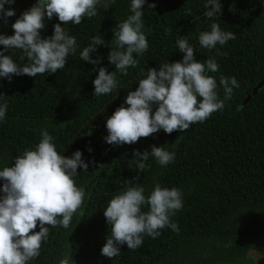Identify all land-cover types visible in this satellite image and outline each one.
<instances>
[{"label": "trees", "instance_id": "obj_1", "mask_svg": "<svg viewBox=\"0 0 264 264\" xmlns=\"http://www.w3.org/2000/svg\"><path fill=\"white\" fill-rule=\"evenodd\" d=\"M42 1L0 0V264H257L264 0Z\"/></svg>", "mask_w": 264, "mask_h": 264}, {"label": "rangeland", "instance_id": "obj_2", "mask_svg": "<svg viewBox=\"0 0 264 264\" xmlns=\"http://www.w3.org/2000/svg\"><path fill=\"white\" fill-rule=\"evenodd\" d=\"M52 1H55V0H43L42 1V4H41L42 10H41V13H40L38 19L36 20L35 27L32 30V38L31 39L36 38V35H38L44 29V25L47 22V20L51 19V17L53 16V13L50 11V9L52 8V4H51ZM3 256L4 255L2 253H0V263L2 261Z\"/></svg>", "mask_w": 264, "mask_h": 264}, {"label": "water", "instance_id": "obj_3", "mask_svg": "<svg viewBox=\"0 0 264 264\" xmlns=\"http://www.w3.org/2000/svg\"><path fill=\"white\" fill-rule=\"evenodd\" d=\"M264 85V78L255 85V87L250 91V93L245 97V99L242 101V105H246L249 100L256 95L257 91ZM252 257H254L257 261V264H264V248L261 249V251L252 253Z\"/></svg>", "mask_w": 264, "mask_h": 264}]
</instances>
